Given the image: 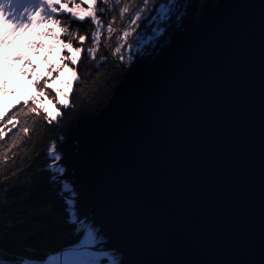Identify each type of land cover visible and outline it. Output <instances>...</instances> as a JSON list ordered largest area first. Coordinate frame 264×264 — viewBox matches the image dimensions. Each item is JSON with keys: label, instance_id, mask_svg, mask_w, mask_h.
<instances>
[{"label": "water", "instance_id": "95a60500", "mask_svg": "<svg viewBox=\"0 0 264 264\" xmlns=\"http://www.w3.org/2000/svg\"><path fill=\"white\" fill-rule=\"evenodd\" d=\"M64 147L100 243L43 264H264V0H219Z\"/></svg>", "mask_w": 264, "mask_h": 264}, {"label": "trees", "instance_id": "16d2710c", "mask_svg": "<svg viewBox=\"0 0 264 264\" xmlns=\"http://www.w3.org/2000/svg\"><path fill=\"white\" fill-rule=\"evenodd\" d=\"M218 1L188 0V4L180 8L184 16L180 20L170 18L166 25L168 34L142 45L137 51L135 34L127 44L122 45L118 40L127 23V14L122 18L120 12L126 4H132L135 0H108L107 4L97 0L93 7L103 21V27L95 59L82 53L76 65H69L75 68L79 80L72 81V87L69 88L70 74L61 69L63 75L60 80L49 78L47 84L52 87L40 95V88L36 84H45L47 66L59 67L61 57L70 55L62 50L52 34L59 35L64 42H68L70 37L51 21L44 24L45 31L46 28L50 29L52 34L39 43L41 48L36 58H27L19 79H5L0 83V90L5 94L2 101L11 104L0 113V261L3 264H41L49 255L80 240L82 229L73 226L69 219L72 209H68L67 205L70 203L71 191L62 190L65 184L61 173L54 167L56 162L47 156L50 146H61L80 133L108 103L121 82L163 54L183 29L205 20ZM80 2L76 0V3ZM89 4L90 0H84L83 7L87 8ZM101 9H104L103 13ZM56 15L61 20V26H68L69 31L77 35L87 36L95 30L88 20L71 23L68 14ZM109 22L114 28L111 35L106 30ZM145 34L150 35L151 29H145ZM72 42L74 47L82 46L74 38ZM93 44V40L88 39L83 47H92ZM121 45L123 60L114 51L115 47ZM44 51L40 68L46 70L44 75H40L35 60ZM56 75L54 73L53 77ZM22 82L33 93L26 99L7 103L21 92ZM57 89L68 96L71 107L59 105ZM33 107L38 109L36 113L30 111ZM45 109L48 113L59 111L61 116L48 123ZM9 121L17 126L12 127ZM24 128L28 129L27 133L23 132ZM49 165L53 166L49 168ZM54 174L58 179L54 180ZM32 253L38 255L33 256ZM101 258L103 264L107 262L105 257Z\"/></svg>", "mask_w": 264, "mask_h": 264}, {"label": "snow or ice", "instance_id": "6c2138e0", "mask_svg": "<svg viewBox=\"0 0 264 264\" xmlns=\"http://www.w3.org/2000/svg\"><path fill=\"white\" fill-rule=\"evenodd\" d=\"M101 3L107 4L108 0H100ZM118 2V0H117ZM84 0L80 3H76V0H0V21L5 24H11V31L27 30L38 24H45L47 21H51L53 24L60 27L61 32L66 33L70 39L68 42H64L59 35L51 33L50 29L46 28L44 35L52 34L53 38L62 46V50L70 53V55H63L61 57V63L59 67L48 65V77H45V84L42 86L37 82L36 87L40 88V95H44L47 89L51 88L52 85L47 84L49 78L60 80L63 75L61 69L66 70L70 74V81L68 87H72V81H78L79 77L74 67L69 65H76L81 58L82 53H87L92 59H95V54L98 49L99 40L101 36V30L103 27V21L97 16L96 10L93 7L97 4V0H90V4L87 8L83 7ZM188 0H135L132 4H126L121 12L120 16L123 18L127 14V23L122 30V35L118 36L123 44H127L130 37L135 34V44L137 45V51L144 44H148L153 41H157L160 38L165 37L168 33L166 32V25L169 23L170 18L180 20L184 13L180 11L183 5H187ZM104 9H101L103 13ZM66 13L70 17L71 23L84 22L88 20L89 23L94 25L95 30L86 35H77L69 31L68 26H61V20L56 14ZM115 18H113L114 20ZM150 28L151 34L146 35L145 29ZM107 32L111 35L114 32L112 22L107 25ZM72 38H74L80 45V47H74ZM93 40L94 44L92 47H83L86 40ZM3 42V41H0ZM121 46L115 47V54L119 55L121 60L124 56L121 54ZM42 46V45H41ZM57 75L53 77V74ZM63 82V81H61ZM57 96L59 97L58 103L63 108L71 107L69 98L66 94L61 93L57 89ZM22 111V109H21ZM31 112L36 113L37 108L33 107L30 109ZM45 118L48 123H52L57 120L61 113L59 111L55 113H48L44 110ZM12 127H16V123L9 121ZM23 132L27 133L28 129L24 128ZM2 134V133H0ZM47 156L54 162L61 161L62 157L56 150L55 144L50 146ZM49 165L48 167H52ZM59 169L60 173L64 172V168L60 167L58 163L54 165ZM58 179L54 174V180ZM63 191H70L68 186L65 185ZM71 199V196L69 197ZM67 203V201H66ZM75 201L67 205L68 209H72L69 212V219L73 226H78L82 229V239L80 240L79 246L74 251L79 252L81 249L85 250V255H88L87 249L100 243L97 233L91 226L85 227L84 222L78 219V214L73 208ZM33 256L38 255L32 253ZM3 264V261H0ZM43 264V262H41ZM77 264H103L102 258H94L78 261ZM109 264H117L115 259L111 260Z\"/></svg>", "mask_w": 264, "mask_h": 264}, {"label": "rangeland", "instance_id": "374dc122", "mask_svg": "<svg viewBox=\"0 0 264 264\" xmlns=\"http://www.w3.org/2000/svg\"><path fill=\"white\" fill-rule=\"evenodd\" d=\"M5 25L7 26V31H11L12 25L11 24H5ZM41 27H42V24H38V25L28 28L27 30L18 29L16 31H12L11 35L8 36L7 38H5V36H0V41H3V42H0V75L1 76H4L5 74H10L11 75L10 77L13 78L14 81L17 80V78L20 76V72L15 73V71H13V67L15 66L13 57L15 55H22L26 53L27 51H29L27 47L28 50L24 52L26 43L29 41L27 36L28 34H32L33 39H35L36 34L41 33ZM12 37H13V40H12ZM47 38L48 36L43 34L41 39L46 40ZM7 47H12L13 51L11 53H7L6 51ZM44 55H45V51L43 53H40V55L35 60V63L39 66L40 75H44V72L46 70L45 68H40V66L42 65V58ZM35 56L36 55H34L32 59H35L36 58ZM1 64H6L7 65L6 68L2 69ZM31 93H33V90H31V88L28 85H25V83L22 82L21 92L17 94L18 96H16L15 98L9 99L7 103L15 102L19 99H26L27 96L30 95ZM4 95L5 94L2 92V89H1L0 90V113L3 112L6 106L11 105V104H6L5 102L2 101V98ZM65 144L66 142L63 143L61 146H55L56 150L60 153L62 157L61 161L56 162V163H58L60 167L64 168V172L60 174V177L62 181L64 182V184L68 186V189H71L70 191H71L72 197L70 199V203H72L73 200L75 201L73 208L75 209V212L78 214V219L80 221H83L85 227H87L89 219L87 220V216L82 217L84 211L80 210L81 204L78 205V199H76L80 195V189L77 188L76 182L68 181V176L64 175L67 173L69 169V165L66 164V153H65V147H64ZM55 168L58 169L57 167Z\"/></svg>", "mask_w": 264, "mask_h": 264}, {"label": "bare ground", "instance_id": "6f19581e", "mask_svg": "<svg viewBox=\"0 0 264 264\" xmlns=\"http://www.w3.org/2000/svg\"><path fill=\"white\" fill-rule=\"evenodd\" d=\"M91 217V216H90ZM90 217H89V219H90Z\"/></svg>", "mask_w": 264, "mask_h": 264}]
</instances>
